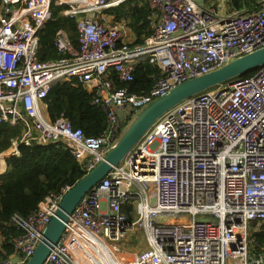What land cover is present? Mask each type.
I'll return each instance as SVG.
<instances>
[{"label":"built area","instance_id":"obj_1","mask_svg":"<svg viewBox=\"0 0 264 264\" xmlns=\"http://www.w3.org/2000/svg\"><path fill=\"white\" fill-rule=\"evenodd\" d=\"M128 1L0 0V122L20 129L0 161L18 157L21 146L61 141L85 176L115 145L124 121L149 103L264 48V0L225 14L201 0H144L153 33L136 45L126 21L106 24L96 16ZM52 5L74 22L78 47L58 30L53 46L62 56L41 61L39 31ZM143 62L159 75L147 91L133 92ZM60 81L91 94L105 115L100 135L85 136L64 113L50 119L46 98ZM71 187L48 193L29 215H12L20 233L0 264H26ZM262 222L264 66L157 118L67 216L42 264H264V249L249 234L251 223ZM133 231L143 232L146 247L120 248Z\"/></svg>","mask_w":264,"mask_h":264},{"label":"trees","instance_id":"obj_2","mask_svg":"<svg viewBox=\"0 0 264 264\" xmlns=\"http://www.w3.org/2000/svg\"><path fill=\"white\" fill-rule=\"evenodd\" d=\"M140 1L130 0L119 7L110 8L113 13L126 9L116 19L126 21L131 27L133 45L142 44L153 33L149 25L151 10L144 0ZM257 1L228 0L227 5L232 11H247L253 10ZM63 9L52 5L51 19L39 31L38 59L41 61H53L62 56L53 46V37L58 30L66 32L74 50L78 47L75 24L60 15ZM253 73L251 71L241 77ZM158 75L155 66L148 62L141 63L134 70V80L130 84L132 91H147ZM90 96L81 86L62 81L54 83L46 98L48 116L54 120L64 113L72 126L80 128L85 136H98L105 128V115L100 107L91 103ZM18 133L19 126L0 122V152L8 148L10 140ZM83 175L81 166L61 141L21 146L18 157L6 159V170L0 175V263L12 253L11 238L20 233L11 223L12 215H29L48 193L63 185L73 186ZM250 237L264 249V222Z\"/></svg>","mask_w":264,"mask_h":264},{"label":"water","instance_id":"obj_3","mask_svg":"<svg viewBox=\"0 0 264 264\" xmlns=\"http://www.w3.org/2000/svg\"><path fill=\"white\" fill-rule=\"evenodd\" d=\"M262 66H264V48L230 61L215 71L186 80L178 84L166 95L155 99L144 107L127 128L123 130L115 145L107 151L104 158L63 196L44 231L41 241L26 264L43 263L50 248L57 243L61 236L64 229L63 222L66 221L67 216L71 214L83 196L99 184L113 166L122 161L138 139L164 112L186 98L221 84H231L242 75L251 71L254 72ZM163 221V218L156 219L158 223Z\"/></svg>","mask_w":264,"mask_h":264},{"label":"rangeland","instance_id":"obj_4","mask_svg":"<svg viewBox=\"0 0 264 264\" xmlns=\"http://www.w3.org/2000/svg\"><path fill=\"white\" fill-rule=\"evenodd\" d=\"M203 4L205 5H215L217 12L220 14H225L231 10V7L228 4V0H201ZM218 7H220V11L218 10ZM222 11V12H221ZM127 122H132L130 121H124V129L127 128V126L130 124ZM123 129V130H124ZM20 130V129H19ZM1 165H3V161L1 160ZM134 212L131 214L132 218L134 217ZM260 224H254L251 223L250 229H249V234L253 235L254 232L258 231L260 229ZM132 245V247H129ZM120 248H129V249H144L146 247L145 244V239H144V234L142 231H133L131 232L123 241L119 243Z\"/></svg>","mask_w":264,"mask_h":264},{"label":"crops","instance_id":"obj_5","mask_svg":"<svg viewBox=\"0 0 264 264\" xmlns=\"http://www.w3.org/2000/svg\"><path fill=\"white\" fill-rule=\"evenodd\" d=\"M137 2L141 3L140 0H136ZM135 3V2H134ZM114 9V8H112ZM126 9H123L122 11H119L118 13H113V11L111 9H105L99 13L96 14V16L104 23H109V22H112V21H116L117 19V16L119 14H121L123 11H125ZM120 16V15H119ZM4 164V168L6 169V163H3ZM2 167V165H1ZM129 247H132V245H130Z\"/></svg>","mask_w":264,"mask_h":264},{"label":"clouds","instance_id":"obj_6","mask_svg":"<svg viewBox=\"0 0 264 264\" xmlns=\"http://www.w3.org/2000/svg\"><path fill=\"white\" fill-rule=\"evenodd\" d=\"M84 177V176H83Z\"/></svg>","mask_w":264,"mask_h":264}]
</instances>
